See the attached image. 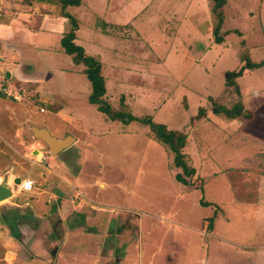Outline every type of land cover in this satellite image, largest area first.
<instances>
[{"label": "rangeland", "instance_id": "obj_1", "mask_svg": "<svg viewBox=\"0 0 264 264\" xmlns=\"http://www.w3.org/2000/svg\"><path fill=\"white\" fill-rule=\"evenodd\" d=\"M15 1L26 5L32 0ZM52 4L57 14H72L77 25L73 41L100 61L105 80L101 98L111 112L123 116L113 121L88 102L90 87L82 64L63 74L48 69L55 77L47 85L58 91L11 79L22 91L15 104L26 110L10 111V99L5 97V105L0 99V124L5 123L8 134L22 126L5 145L0 141V174L11 166L12 175L31 180L32 188L0 201V264H70L64 241L56 240L61 236L55 234V225L50 231L48 223L41 225L43 220L26 203L38 197L45 204L67 199L66 204H74L72 213L82 214L86 179L68 180L80 167L87 174L98 168L105 187L93 198L101 210L110 214L112 208V219L126 215L144 221L147 232L131 243L141 254H133L131 264H264V211L254 209L264 204V144L253 139L264 137V0H226L218 28L221 42L214 41L210 0H80L64 8ZM9 5L0 0L2 20ZM99 21L111 26L102 31ZM46 27L40 41L59 47V33L50 32V23ZM38 54L50 60L48 52ZM245 56L256 65L235 78L234 91L224 75ZM238 98L258 120L211 111L212 102L228 106ZM49 106L64 109L53 118V132L77 137L52 158L43 142L29 146L33 140L28 131V110L41 113ZM2 109L10 111L11 122ZM146 118L185 134L180 151L193 174L184 175L172 165L171 152L153 136ZM176 173L186 181H179ZM38 238L39 248L46 247L43 253L32 247ZM119 262L126 264L127 258Z\"/></svg>", "mask_w": 264, "mask_h": 264}, {"label": "crops", "instance_id": "obj_2", "mask_svg": "<svg viewBox=\"0 0 264 264\" xmlns=\"http://www.w3.org/2000/svg\"><path fill=\"white\" fill-rule=\"evenodd\" d=\"M8 2L10 3V5L4 11L6 14L4 15V20H2V18L0 17V76L4 77L5 85L7 86L9 91L14 95H17V97L15 98L3 93L2 96H0V99L2 100V102L4 101L3 104L5 105V97H7L8 99H10V101H8L12 103V109H10V111L14 110L17 111V113H23V110H26V108L23 109L22 106L15 104L20 100L22 91H20V89L11 82V79L20 80L22 82H32L35 84L36 88H40L39 86L43 87V85H45L46 88H49L48 90L50 91L55 89L58 91L57 88H52L50 85H47V82H51L52 78L55 77L53 75V71H49L48 69L52 68L59 74H63L65 70L73 72V68L77 63H74L72 61L71 56L64 52L60 45L59 47H57L55 44H53V46H49L47 42H41L44 39L41 36H45V31L47 30L46 25L48 23L51 24L50 32H55L54 34H56V32L59 33L57 34L58 40L61 37V33L65 31V25H67V18L63 16L62 12H59V14H57V11L55 9H52L54 7H52L53 4L51 2H48L47 0H32L31 4L27 3L26 5H22L19 2L17 3L15 0H8ZM36 9L39 11L38 13H35L37 12ZM55 37L54 40L56 39ZM40 51L45 53L48 52L50 54V60L43 61L38 54ZM58 58L62 59V61L64 60L65 63L55 61ZM68 58H70L71 63H69ZM5 72L8 73V76L5 75ZM59 93L65 94L61 90H59ZM65 96L66 98H68L70 95L66 94ZM31 110H28L30 111L28 131L33 141L30 142L29 146L37 145L38 142H35L36 140L45 144V142L41 138H39L33 131L34 128L39 127L45 128L51 135L55 136L56 138H62L66 135H70L72 137L71 143L67 147L59 150L55 155L50 154L48 150L51 158L57 156L62 151L67 150L73 143L76 142L77 137L74 135L65 134L64 136H61L53 132V130H55V127L53 126V118H55L56 115L64 112L63 107L49 106L47 109H44L45 111H41V113ZM2 111L4 112V116L5 113H8L6 117H8L7 120L11 122L12 119L9 120V118L11 117L10 111L7 112L4 109H2ZM111 119H114L113 121H115V119L117 120V117H113ZM250 119L258 120L259 118H256V116L251 113V117L247 118L246 120L250 121ZM261 121L264 122V118L261 119ZM120 124L125 125L126 123L120 122ZM14 130V133L10 135V133L8 134V130L5 129V123L0 124V141H2L4 145L7 139H10L12 136H15L16 133L22 131V126H17ZM255 135H257V133H255ZM253 139H256L259 143L261 142L264 144V137L260 135H257V137ZM239 142H242V140H239ZM39 152L40 150L35 151V153ZM33 156L37 158L38 154H33ZM84 156L85 150L81 158H83ZM23 157L27 158L26 154H24ZM47 158L49 159V157ZM3 169L4 170L2 171L0 176L6 174V180L9 175L12 179L11 182H8L12 185V193L10 196L15 195L17 191H30L32 187H30L29 189H21L18 187L19 183L12 184L14 179H16L17 177L20 179L19 182L25 179H22L20 176L12 175L11 172L13 171V168L11 166H9L8 168L4 167ZM80 170L81 171L77 174L69 177L68 180L71 183H75L74 181L76 180L81 181L83 179H86L85 182H87V185H85V192L82 194V196L86 197L85 195H87V201H84V207L82 206L80 208L81 210H83L82 214L78 215L77 213H72L71 210L75 209L73 206L74 204H66L68 203L67 199L66 201H62L60 203L51 202L45 204L40 202L41 198L38 197L34 199V203L24 202L22 204L26 203L33 210L32 215L43 220L41 225H46V223H48V229L49 226L50 229L54 228V226H52L51 224L55 225V234L61 236L60 239L56 240L62 243L64 241L63 253L65 257L71 260L70 264H120L121 262L119 261L122 257L127 258L126 264H131L133 262V260L131 259L133 258L132 255L140 253L138 246H136L135 244L132 245L131 243L139 242L143 232H147L144 231V221L138 220V218L135 219V217L127 218L126 215L124 218L119 217V220L112 219L111 216L114 210H112L111 208V213L106 214V212L104 211L105 208H102L101 210L100 207L96 205L97 203H95V199L93 198L97 196L99 191H101V188L105 187V183L100 177L98 168L93 169L89 174H87L85 169H83L82 167H80ZM90 180L99 181L97 184L88 185ZM70 190L72 191V189H69V191ZM74 190L76 189L74 188ZM246 205L244 206L246 207ZM256 205L260 208H254L255 210L258 211L261 209L264 211V204L259 203ZM15 206L19 208V205L15 204ZM65 219L68 221V223L64 221ZM77 219L81 220V222H78ZM54 221L58 223L55 222L54 224ZM63 222L65 223L63 224ZM65 224L67 227H65L64 230V227L61 228V231L56 230L59 225L62 227ZM123 224L125 226H123ZM53 234L50 233V235L52 236ZM76 237L77 239L75 240ZM80 237L83 238L84 241L82 240L81 242ZM40 241V238H38L37 244L35 246H32L34 250L37 251L38 248L39 251H44L46 249V247L42 249L39 248ZM150 245H153L152 241ZM131 246L133 247V250H129ZM122 249H125V251ZM11 253L12 251L10 250L9 254ZM204 263L205 262L202 261L200 262V264Z\"/></svg>", "mask_w": 264, "mask_h": 264}, {"label": "trees", "instance_id": "obj_3", "mask_svg": "<svg viewBox=\"0 0 264 264\" xmlns=\"http://www.w3.org/2000/svg\"><path fill=\"white\" fill-rule=\"evenodd\" d=\"M51 3L59 4L61 8H64L67 5H78L80 0H47ZM211 2V11L213 13L214 25L212 26V33L215 35L214 41L221 42V37L218 35V28L222 22L223 14L222 7L225 5L226 0H210ZM63 16L68 19V28L62 33L59 42L63 51L71 56V59L74 63L84 65L82 69L83 74H85L86 78L89 81L90 91L87 95V100L91 104H95L97 110L107 114L110 118L113 117H121V112H111V109L107 102L102 100V96L105 92L104 78L100 74V62L93 56L86 54L83 48L76 44L73 39L75 37V28L77 27L76 22L69 13L63 12ZM101 23V30L105 31V27L110 25L105 21H99ZM111 26V25H110ZM243 63L237 67L236 69H232L230 71H226L224 75L225 83L227 85H232L233 90L237 89L235 84V78L242 74V71L245 67H249L253 64V62H249L248 57L242 58ZM262 59L261 62H263ZM260 62V63H261ZM2 92H0V96H2ZM211 111L215 114L223 115L227 118H235L240 115H244L247 118L251 117V112L249 110H245L243 105L240 102V99H236L232 104L225 106L220 103H211ZM203 109L199 108L198 113H202ZM130 118V117H129ZM145 123L148 124L151 131L154 132V137L157 138L172 154L171 163L175 167L182 168L184 175L193 174L194 168L188 165L187 161L183 158L184 153L180 150L184 146L185 143V134L176 129H169L166 125L160 122H154L150 118H146ZM176 178L185 182L186 179L179 174H175Z\"/></svg>", "mask_w": 264, "mask_h": 264}, {"label": "water", "instance_id": "obj_4", "mask_svg": "<svg viewBox=\"0 0 264 264\" xmlns=\"http://www.w3.org/2000/svg\"><path fill=\"white\" fill-rule=\"evenodd\" d=\"M5 75L8 76V73L5 72ZM33 131L39 138H41L45 142L49 152L52 155H55L62 148L67 147L72 141V137L70 135H66L62 138H56L42 127L34 128ZM6 177L7 176L5 174V180L0 182V201L9 197L12 193V185L10 183H7ZM19 180L20 179L17 177L16 179H14L12 184H18Z\"/></svg>", "mask_w": 264, "mask_h": 264}, {"label": "built area", "instance_id": "obj_5", "mask_svg": "<svg viewBox=\"0 0 264 264\" xmlns=\"http://www.w3.org/2000/svg\"><path fill=\"white\" fill-rule=\"evenodd\" d=\"M0 92L4 93L5 95H10L13 97H17V95H14L13 93H11L9 91V89L7 88V86L5 85V81H4V77L0 76ZM31 181L29 179H25L19 182L18 187L21 189H29V188H25L24 185L26 182ZM31 185H32V181H31ZM31 187V186H30Z\"/></svg>", "mask_w": 264, "mask_h": 264}, {"label": "bare ground", "instance_id": "obj_6", "mask_svg": "<svg viewBox=\"0 0 264 264\" xmlns=\"http://www.w3.org/2000/svg\"><path fill=\"white\" fill-rule=\"evenodd\" d=\"M3 180H5V174L2 175V176H0V182L3 181ZM11 180H12V179H11V177H10V175H9L8 178H7V183H8V182H11Z\"/></svg>", "mask_w": 264, "mask_h": 264}, {"label": "clouds", "instance_id": "obj_7", "mask_svg": "<svg viewBox=\"0 0 264 264\" xmlns=\"http://www.w3.org/2000/svg\"><path fill=\"white\" fill-rule=\"evenodd\" d=\"M30 186H31V181L26 182L24 185L25 188H30Z\"/></svg>", "mask_w": 264, "mask_h": 264}]
</instances>
